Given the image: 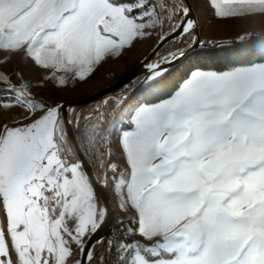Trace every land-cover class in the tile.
<instances>
[{"label":"rangeland","instance_id":"1","mask_svg":"<svg viewBox=\"0 0 264 264\" xmlns=\"http://www.w3.org/2000/svg\"><path fill=\"white\" fill-rule=\"evenodd\" d=\"M189 1L195 15L196 7L203 9L206 2ZM160 2L157 0L158 5ZM170 4L176 5L171 1ZM124 11L127 14L132 9ZM249 13L251 15L234 19L238 21H226L217 26L225 34L242 33L243 36L211 43H226L264 33V9ZM148 15L154 19L148 20ZM140 19L146 23V28L154 24L153 34L141 40L142 45H135L133 55H123L121 60H117L119 63H106L96 71L68 70L62 66L58 55L47 52L43 47L40 51L34 49L36 47L12 49L0 37V92L6 93L0 94L2 264H14L10 249L15 244L16 234H13L17 228L23 230L19 236L24 237L19 242L25 249H48L44 256L43 250H39L40 254L33 256L29 264H80L79 253L71 257L100 226L103 216L97 213L93 193L76 168L60 122L59 106L83 101L117 81L140 63L168 33L161 31L160 20H157L153 11L145 12L139 16ZM167 20L175 21L176 15L170 13ZM191 40L192 36H186L181 42L172 43L161 52L158 59L170 58L181 48L186 49ZM260 71H264V68ZM158 77L160 74L153 76L150 81ZM139 84L137 81L131 86ZM116 98L119 102L118 96L109 99ZM109 99L103 103L101 112L97 106L76 112L74 123L77 131L94 115L102 119ZM131 120L127 125L131 126ZM123 134L126 133H121L120 127L112 129L110 135L108 133L109 177H106V181L115 215V244L109 264H264V216L261 212L264 205V163L250 167L245 173L248 189L241 186L239 190L234 187L232 192L229 189L218 190L216 183L221 176H212L214 183L211 185L209 176L205 174L201 178L207 188H213V192H191L186 186L180 193H157V203H162L160 199L163 198V209L157 210L164 215L168 211L169 214L177 211L180 223L174 231L167 232L160 224L155 225L157 230L152 229V233L158 232L163 239L147 241V228L151 225L142 221L146 199L138 198L137 193L128 190L129 171L117 170L119 141ZM96 140L94 124L85 126L83 144L87 154L92 152ZM106 153L105 148L102 171L93 169L100 178L104 173ZM215 171L218 173L222 170ZM236 174L242 176L240 172L233 173L234 176ZM15 186H19L16 188L17 193L11 190ZM7 187L11 196H7ZM32 220L34 223L30 234L27 226ZM127 222L132 225H126ZM133 225L137 227L136 232L131 230ZM122 231H125L124 235ZM38 235L42 237L43 243ZM126 239L131 241L130 245ZM49 242L52 243V250L56 248L55 251L51 250ZM167 256H173V259L168 260ZM96 263L103 264V253Z\"/></svg>","mask_w":264,"mask_h":264},{"label":"crops","instance_id":"2","mask_svg":"<svg viewBox=\"0 0 264 264\" xmlns=\"http://www.w3.org/2000/svg\"><path fill=\"white\" fill-rule=\"evenodd\" d=\"M204 3L203 9L197 6L195 11L201 37L208 42L243 36L225 34L217 26L264 9V0ZM124 10L128 9L114 7L107 0H0V37L12 49L36 47L40 51L43 47L58 55L68 70L96 71L106 63H119L123 55H133L135 45H142L140 41L153 34L154 24L146 28L143 19L132 20ZM176 11L181 12V7ZM150 16L148 20L154 19ZM262 68L264 64L224 75L196 73L170 100L134 114L133 131L120 138L116 165L118 171H129L128 190L146 199L142 221L151 225L147 241L163 239L158 232L152 233V229L157 230L155 225L160 224L167 232L180 223L177 211L160 213L163 198L157 203V193H180L186 186L191 192H213L201 178L205 174L211 185L212 176H221L216 183L218 190L248 189V169L264 163ZM216 169L222 171L217 173ZM235 172L242 176H234ZM17 187L11 190L17 193ZM9 191L7 187V196H11ZM261 212L264 216V205ZM33 223L27 226L30 234ZM18 230L10 249L14 264H29L39 250L43 255L47 252V248L25 249L19 242L23 230ZM39 240L43 243L42 237Z\"/></svg>","mask_w":264,"mask_h":264},{"label":"trees","instance_id":"3","mask_svg":"<svg viewBox=\"0 0 264 264\" xmlns=\"http://www.w3.org/2000/svg\"><path fill=\"white\" fill-rule=\"evenodd\" d=\"M109 4L118 7L129 9L132 11L126 15L132 20H136L145 12L153 11L157 20H160L161 31H169V29L180 20L183 16V11H176V7L171 5L170 0H161L157 4V0H108ZM141 4H144L141 6ZM176 15L175 21H169V14ZM171 45V44H170ZM169 45V46H170ZM164 52V51H163ZM264 64V33L251 36L246 39H233L226 43H211L203 41V47L188 56L177 68L160 73V77L153 81L147 82L139 91H136V85L129 86L117 96L120 99H109L107 106L102 112V120L107 128L109 135L112 129L120 127L121 133L131 132L133 128L127 125L134 114L141 108L155 106L167 100H170L176 95L181 87L196 73H209L216 75H224L238 70L252 68ZM140 82V81H138ZM137 83V82H136ZM136 86V87H135ZM133 87V88H132ZM0 94H6L1 91ZM88 108V107H87ZM90 109V108H89ZM123 117V120H122ZM95 126V134L97 143L90 154H87L84 148L85 126ZM77 139L80 147L86 156L91 167L95 171H102L104 153L106 143L103 130L100 124L99 115H94L85 124H82L77 131ZM109 177V174L107 175ZM126 225L131 226V222ZM131 230L136 232L137 227L133 225ZM125 231H122L124 235ZM115 234V231H114ZM111 239V253L109 260L112 258L113 246L115 244V235ZM128 245L131 241L126 239ZM168 260L173 259V256H167ZM97 264V263H96Z\"/></svg>","mask_w":264,"mask_h":264},{"label":"water","instance_id":"4","mask_svg":"<svg viewBox=\"0 0 264 264\" xmlns=\"http://www.w3.org/2000/svg\"><path fill=\"white\" fill-rule=\"evenodd\" d=\"M171 2L180 5L183 11L182 18L174 23L168 33L157 42L150 53L140 63L97 94L80 102L64 103L59 106L60 122L64 128L67 143L75 160L76 168L85 178L93 193L97 213L103 216V221L100 226H98L90 236L85 245L71 257L72 259L79 253L81 255L80 264H95L102 253L103 264H109L111 239L115 227V215L110 203L109 188L106 181L109 163V135L107 128L100 118L107 150L104 161V173L103 177L100 178L82 152L76 135L77 128L74 123V116L76 112L91 106H97L98 111L101 112L102 105L107 99L117 96L133 83L140 81L136 91L132 93L135 94L149 82L153 76L177 68L188 56L199 51L203 47L197 17L190 1L171 0ZM186 36H192L189 47L180 50V52L170 58L158 59L159 55L166 47L172 43L181 42Z\"/></svg>","mask_w":264,"mask_h":264},{"label":"flooded vegetation","instance_id":"5","mask_svg":"<svg viewBox=\"0 0 264 264\" xmlns=\"http://www.w3.org/2000/svg\"><path fill=\"white\" fill-rule=\"evenodd\" d=\"M49 245H50L49 247L51 248L52 247V243L50 244V242H49ZM51 250H52V248H51ZM55 250H56V248H54L52 251H55Z\"/></svg>","mask_w":264,"mask_h":264},{"label":"bare ground","instance_id":"6","mask_svg":"<svg viewBox=\"0 0 264 264\" xmlns=\"http://www.w3.org/2000/svg\"><path fill=\"white\" fill-rule=\"evenodd\" d=\"M157 65V64H156Z\"/></svg>","mask_w":264,"mask_h":264}]
</instances>
